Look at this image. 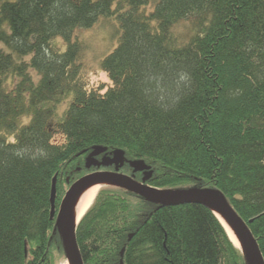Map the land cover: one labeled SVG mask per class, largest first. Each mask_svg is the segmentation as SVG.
I'll use <instances>...</instances> for the list:
<instances>
[{"label":"trees","instance_id":"1","mask_svg":"<svg viewBox=\"0 0 264 264\" xmlns=\"http://www.w3.org/2000/svg\"><path fill=\"white\" fill-rule=\"evenodd\" d=\"M101 19L118 36L96 63L103 93L84 87V31ZM0 42V264L64 261L52 180L57 208L66 179L115 150L116 170L143 160L135 177L154 188L221 193L264 259V0H0ZM76 240L83 264H249L204 204L117 186L98 190Z\"/></svg>","mask_w":264,"mask_h":264},{"label":"water","instance_id":"2","mask_svg":"<svg viewBox=\"0 0 264 264\" xmlns=\"http://www.w3.org/2000/svg\"><path fill=\"white\" fill-rule=\"evenodd\" d=\"M105 147H94L91 152L92 156H96L99 153L105 151ZM123 152L121 150H116L114 153V160L116 162H122ZM91 159L87 160L86 166L90 165ZM108 162V161H107ZM130 166L134 171L136 170H146L149 166L144 163L143 160H133L130 161ZM96 179H111L118 181L133 190L136 194L147 200L152 204H157L160 206H171L186 203H199L204 204L214 213L211 207L216 208L223 216V221L218 218V220L223 225L226 230L230 240L233 244L241 250L245 255L249 264H264V259L258 247L255 238L252 236L250 229L247 224L240 218V216L235 212L233 207L229 204L227 199L218 191L207 188L192 187L184 190H159L150 185H146L144 182H138L131 176L114 171H96L87 174L77 181L72 183L65 193L58 212L55 214V181L54 177L51 185L50 193V215L51 217L56 215V227L60 231L62 241L64 244L66 259L61 264H83L80 251L76 240V226L73 227L71 221L68 218V212L70 210V205L74 195L80 190V188L93 180ZM68 181V179H67ZM169 192L172 195H163L160 192ZM129 235V239L131 238ZM236 239V241L234 240ZM238 245H237V244ZM123 252L121 251V256ZM120 264H123L122 260Z\"/></svg>","mask_w":264,"mask_h":264},{"label":"rangeland","instance_id":"3","mask_svg":"<svg viewBox=\"0 0 264 264\" xmlns=\"http://www.w3.org/2000/svg\"><path fill=\"white\" fill-rule=\"evenodd\" d=\"M115 22L99 20L93 28L84 31V42L87 46L85 51L86 73L84 75V87L86 90H97L101 93L112 86V81L107 73L98 68L97 62L101 60L109 51L117 45V34L115 33ZM179 31H183L182 25L178 26ZM0 48L6 47L0 42ZM95 64V65H94ZM89 67V68H88ZM89 69V70H88ZM71 101V96L65 102L57 106V111L61 114ZM30 117H23V124L29 122ZM57 118L49 122V129L52 132V143L60 144L64 141L62 132L58 129ZM63 262V261H62ZM62 262L58 263L61 264Z\"/></svg>","mask_w":264,"mask_h":264},{"label":"bare ground","instance_id":"4","mask_svg":"<svg viewBox=\"0 0 264 264\" xmlns=\"http://www.w3.org/2000/svg\"><path fill=\"white\" fill-rule=\"evenodd\" d=\"M109 185H122L120 182L111 180V179H96L84 184L80 190L74 195L70 210L68 212V218L71 221L73 227H75L78 221L81 219L83 214L87 211V209L92 204L98 190L103 186ZM163 195H172L169 192H160ZM214 213L218 216V218L222 221V223L226 226L223 221L222 214L214 207H211ZM236 241V239H234ZM237 244V243H236ZM238 245V244H237Z\"/></svg>","mask_w":264,"mask_h":264},{"label":"flooded vegetation","instance_id":"5","mask_svg":"<svg viewBox=\"0 0 264 264\" xmlns=\"http://www.w3.org/2000/svg\"><path fill=\"white\" fill-rule=\"evenodd\" d=\"M108 157H111V156H108ZM102 164L104 165V161H102ZM111 165L112 166H114V167H112L111 168ZM117 168L115 167V165H113V163H112V161L111 160H109V164H108V166L106 167V168H103V169H101V170H104V171H109V170H116ZM125 174H128V173H126V172H124ZM137 174V172L136 173H133V174H128V175H130V176H132V177H134L135 179H136V177H135V175ZM137 180V179H136ZM70 185V184H69ZM68 188V187H67Z\"/></svg>","mask_w":264,"mask_h":264}]
</instances>
